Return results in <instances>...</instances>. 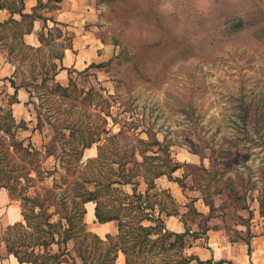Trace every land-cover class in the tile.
Wrapping results in <instances>:
<instances>
[{
	"label": "rangeland",
	"instance_id": "1",
	"mask_svg": "<svg viewBox=\"0 0 264 264\" xmlns=\"http://www.w3.org/2000/svg\"><path fill=\"white\" fill-rule=\"evenodd\" d=\"M81 4L82 14L89 16L85 26L105 46L107 61L79 74L67 92L57 91L52 79L42 83L44 75L40 74L43 64L50 70L54 58L72 43L69 36L55 41L64 34L63 26L53 27L42 56L21 50L17 39L13 44L10 38L0 42V47L10 48L18 64L23 62L20 71L33 98L30 108L42 119L34 147L48 152L45 146L59 133L47 123L51 116L61 134H69L68 125L79 132L92 126L107 129L111 135L124 129L150 142L133 143L132 148L150 150L147 155L153 170L169 172L176 164L185 190L212 204L208 221L190 213V223L203 222L202 228L208 230L213 221L232 229L264 217V0H83ZM46 7L44 14L52 20L59 7L53 3ZM21 132L18 138L28 146L29 132ZM156 141L170 151L169 158L165 149L150 146ZM119 145L122 151L123 143ZM5 151L0 147V184L12 185L21 199L28 185L21 178L25 166L5 156ZM50 152L49 157L37 158V164L50 173L44 174L49 187L55 178L59 182L68 179L69 165L75 162L66 153L64 160H58L60 149ZM190 155L197 156V161L189 159ZM91 156L87 151L83 162ZM115 160L114 156L109 163ZM17 163L21 165L18 172ZM132 167L130 163L128 169ZM139 170L145 174L144 167ZM139 182L142 185L145 180ZM29 191V196H35L33 189ZM155 193H150L151 203L163 202L166 211L173 212L169 196L158 193L153 197ZM136 225L128 229L129 245L137 246L134 264L178 262H174L177 246L168 250L167 244L157 243L151 251V247H141ZM11 234L13 240L24 242L22 231ZM80 240L72 239L67 246L78 262ZM86 242L95 243L91 237Z\"/></svg>",
	"mask_w": 264,
	"mask_h": 264
},
{
	"label": "trees",
	"instance_id": "2",
	"mask_svg": "<svg viewBox=\"0 0 264 264\" xmlns=\"http://www.w3.org/2000/svg\"><path fill=\"white\" fill-rule=\"evenodd\" d=\"M55 1L59 3L62 0ZM37 18L36 13L23 15V24L16 28L12 34V37L17 39L19 48L29 53L37 51L27 47L23 38L32 32L34 21ZM0 27H4V25H0ZM100 67L102 66L94 65L90 69ZM56 68L53 66L55 73ZM47 77L42 80V83H47L51 79ZM12 85L16 89L18 88L14 81H12ZM25 87L29 88L30 85L26 84ZM55 88L62 92L68 90L58 85ZM16 96H6L8 102H4L3 105L0 104V122H3L0 123V147L6 150L5 156L9 155L12 160H19L24 163L25 171L21 178L28 185L23 190L25 192L23 198L17 199L16 188L8 183L0 184V190L7 189L13 200L21 201L19 203L24 217V223L10 226L3 232L0 239V249L4 246L6 251L14 255L20 264H70L69 259L72 260L73 264H118L117 260L120 253L125 255L126 264H134L133 257L137 255V246L129 245L128 229L133 224H137L140 238L138 241L141 247L143 246L145 249L151 247V251L152 246L157 243L167 244L168 250L177 246L179 251L178 260H174V262L178 261L176 264H189L194 259L193 257L185 258L183 253L191 245L190 239H197L200 235H206L207 228H202L203 232L200 233H191L188 230L182 235L166 231L164 221L154 216V204L151 203L149 195V191L155 188L156 179L162 176H168L172 179L179 166L174 164L170 167L169 172L153 170L147 155L150 150L135 145L132 148L133 143L143 146L150 142L143 138H134L124 129L116 135H111L107 129L99 131L92 126L79 132L75 126L68 125L66 128L70 131L69 134H61L62 132L57 130L55 122L52 121V116L47 118V123L59 133L54 137L52 144L45 146L48 152L37 150L31 141H29L28 146H25V142L19 140L18 133L26 129V124L23 121L17 122L12 109L16 103H19ZM0 97L2 96L0 95ZM84 103L86 102L84 101ZM109 116L113 118L112 115L109 114ZM38 118L39 126H41L40 115ZM113 120L115 121V118ZM104 122L106 125L109 124L107 118ZM120 143L123 145L125 143L124 148L122 145V151L119 150ZM94 145L98 146L97 157L84 163L85 150ZM150 146H158L159 150L165 149L167 158L170 157V151L163 148L159 142L156 141ZM52 149L62 150V153L56 157L58 160L60 158L64 160L63 155L66 153L73 157L75 162L71 163L72 166L69 165L68 179L60 178L59 182L55 178L52 186L49 187L45 184L47 177L44 174L50 173L43 166L37 164V158L44 154L48 157L51 156L50 150ZM114 156L117 157V160L110 164L109 161ZM128 157L130 158L128 159ZM130 163L133 164V167L128 169ZM20 166L19 163L16 164L17 172L20 170ZM143 167L146 169L145 174H141L139 170ZM51 174L53 175V173ZM136 177L139 180L143 178L144 183L149 185L146 194L139 192L140 182L134 180ZM126 186H132V194L124 189ZM30 189H33L35 196H29ZM169 198L172 202V197L169 196ZM88 202L96 204V217L99 223L118 222V235H108L106 240H103L88 230L85 222L86 204ZM51 209L55 210V214H49ZM163 211L165 210L161 212L163 213ZM165 212L167 216L173 213ZM29 213H32L35 219ZM192 213L199 215L196 210H192ZM146 221H153L157 224L146 226L144 224ZM15 231L23 232L24 242L11 238V233ZM155 234L160 236L154 238ZM35 236L37 238L31 240ZM89 237L93 238L94 244L89 245L86 242ZM75 238L81 239L76 250L80 262L75 258L73 259L71 253L67 251L69 241ZM171 240L174 241L170 242ZM54 246H58L59 249L56 253L52 251ZM23 247L25 250H21ZM93 251L98 252L99 255L97 256ZM140 251L143 250L140 249ZM66 257L70 258L67 259Z\"/></svg>",
	"mask_w": 264,
	"mask_h": 264
},
{
	"label": "crops",
	"instance_id": "3",
	"mask_svg": "<svg viewBox=\"0 0 264 264\" xmlns=\"http://www.w3.org/2000/svg\"><path fill=\"white\" fill-rule=\"evenodd\" d=\"M82 2L83 0H62L59 3L55 0H0V5H2L0 7V25H4V27H0V33L3 32L0 34V42L5 39H12L13 44L15 40L12 34L16 28L23 24V15L36 13L38 18L34 21L33 30L24 36L23 42L27 47L37 51L35 52L36 55L42 56L46 50L45 47L49 45L48 40L53 33V27L63 26L64 34L56 36L55 41H62L66 36H69L72 37V43L63 47L61 58L58 56L56 59L54 58V62H51L50 70L53 71V76H50V70L46 64H43V72L40 74L44 75L43 79L46 76L52 77V82L68 89L72 81H76L79 74L91 72V66H99L107 61L106 52L102 51L105 46L95 39L85 26V19H88L89 16L87 18L85 14H82L80 9ZM52 3L58 5L59 8L54 15L52 14L54 18L50 20V18H46L44 13L45 7ZM5 35H8V38H4ZM2 48L4 47H0V95L2 96L0 97V104L3 105L4 102H8L6 96L17 95L19 103L13 106V114L18 123L25 122L26 129L21 133L29 132L26 137L32 142L41 135L42 119L41 126H39V114L36 117L30 108L33 98L31 88L25 87L27 83L24 82L23 73L20 71L23 62H19V64L16 62L12 52H9L10 48H4L7 54L3 53L2 50L4 49ZM53 66L57 67L56 73ZM12 81L16 83L17 89L12 85ZM40 149L37 148V150ZM87 151L92 154L89 160L95 159L98 155V146L94 145L92 148L86 149L83 161ZM190 158L194 159L192 160L194 162L197 161L195 160L197 156L190 155ZM185 160H187L186 156ZM182 178L180 169H178L173 174L172 179L168 176H162L155 180V188L149 191V195L156 191L153 197H156L158 193L171 196L174 211L172 215L167 216L165 205L163 202H159L156 206L154 204V215L161 218L164 221L166 231L173 234L182 235L188 230L191 233L203 232V222L190 223L188 216L193 209L200 215L201 221L209 220L212 204L204 202L199 196L190 195L185 190ZM124 189L130 194L133 193L132 186H126ZM138 190L146 194L148 187L143 183L138 187ZM86 210L85 222L90 232L103 240H106L108 235H118L119 224L117 221L98 222L94 202H88ZM162 210L165 211L162 213ZM262 216L259 215L248 223L241 222L232 229L218 226L213 221H209L213 227H208L206 235H200L197 239H190L191 245L185 249L184 257L194 258L189 264H264V217ZM17 223H24L22 207L18 201L11 198L7 189H2L0 190V233ZM144 224L155 226L157 223L146 221ZM159 236L155 234L154 238ZM58 250V246H54L52 249L54 253ZM119 261L126 264L123 253L119 254L118 264H120ZM1 262L20 264L14 255L6 251L5 247L0 249V264Z\"/></svg>",
	"mask_w": 264,
	"mask_h": 264
}]
</instances>
